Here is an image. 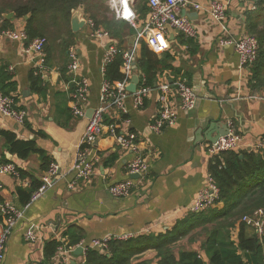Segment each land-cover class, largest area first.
I'll list each match as a JSON object with an SVG mask.
<instances>
[{
  "label": "crops",
  "instance_id": "crops-1",
  "mask_svg": "<svg viewBox=\"0 0 264 264\" xmlns=\"http://www.w3.org/2000/svg\"><path fill=\"white\" fill-rule=\"evenodd\" d=\"M194 1L205 6L210 0ZM220 1L228 2L226 23L231 36L238 38L247 35L245 26L248 15L253 12L252 0ZM104 5L112 15L107 0ZM135 5L137 0L134 9ZM146 9L145 17L136 23L134 37L129 39L131 47L127 51L133 49L134 60L140 47L139 43L134 47L137 30L148 18L147 4ZM181 15L186 16L195 26L196 38L187 39L175 30H168L169 49L164 53L173 57L172 65L179 70V74H159L154 88H151L141 107L133 106L130 99L125 103L128 129L136 134L140 142L147 157L148 170L141 178H131L133 185L130 193L122 198L112 197L108 188L128 178L126 164L132 155L121 151L105 135L95 142L90 151L94 166L91 179L86 183L78 182L74 190L67 188L74 176L71 169L86 126V118L76 119L69 111L74 85L67 72L66 52L45 51L46 71L41 83L45 90L39 94L31 91V82L37 75L34 74L33 62L22 54V45L0 40V67L14 83L10 96L27 113L23 124L0 114V132L13 133L21 141L33 140L50 163H56L60 169L46 193L26 207L28 202H23L24 191L27 193L40 185L47 169L41 168L38 154H32L24 160L10 154L0 137V165L5 159L18 169V177L0 173V201L22 211L21 218L6 242L4 259L0 264H29L32 261L56 264V250L53 256L47 258L45 246L51 241L57 242L59 246L61 239L66 240L71 250L66 255L69 264H82L85 250L90 249L93 240L129 235V239L138 238L136 243L143 247L147 238H157L171 232L176 223L187 217L189 206L206 185L208 167L213 158L206 152V146L223 133V124L228 130V121L232 123L233 131L241 137L237 151L263 154L264 91L250 90V74L239 70L238 58L232 47L217 45L219 29L206 13L188 7ZM83 16L87 17L85 14ZM11 24L14 30L24 28L25 25L24 20H12ZM189 41L192 45H188ZM115 44L117 47V40ZM73 45L79 58L77 76L88 82L87 112L99 105L102 81L100 68L105 48L90 40L87 29L77 33ZM62 71L64 73L61 75ZM161 78L167 79L172 86L176 81L184 80L195 93L197 102L192 111H179L172 126L154 134L150 132L149 125L159 108L160 93L156 85ZM169 100L178 105L174 92ZM104 118L107 124L117 121L119 116L109 109ZM222 206L218 202L213 208L220 209ZM32 226L39 228L36 231L39 240L27 245L24 233ZM67 231L74 233L71 239L78 238L79 243L70 246L69 237L63 235ZM237 233V227L231 230L234 240ZM247 234L256 235L251 227H248ZM201 241L202 237L193 242L185 238V246L187 250L198 252L206 261L200 251ZM81 243L82 247H86L84 251L78 247ZM78 248L82 251L75 254ZM261 250L264 253V243ZM141 261L155 264L156 251L148 249L135 255L132 264Z\"/></svg>",
  "mask_w": 264,
  "mask_h": 264
},
{
  "label": "built area",
  "instance_id": "built-area-1",
  "mask_svg": "<svg viewBox=\"0 0 264 264\" xmlns=\"http://www.w3.org/2000/svg\"><path fill=\"white\" fill-rule=\"evenodd\" d=\"M134 2L135 0H107L115 20L125 22L136 29L137 15L134 10ZM227 3L226 1L210 0L205 6H202L194 0H148V18L142 26V31L135 38L134 47L137 46L139 41H143L152 53L156 55L164 53L169 49V29L175 30L187 39L196 38L195 26L186 16L181 15V12H184L186 8L192 7L196 11L200 10L207 14L209 19L219 29L217 45L219 47H232L238 58L239 70L249 73V67L255 62L257 57L258 44L256 39L249 35H243L238 38L231 36L226 23ZM254 8L252 6V10ZM85 20L86 24L83 29H87L90 40L99 43L105 48L100 68L102 81L99 89V105L92 110L90 118H86L85 107L88 95V82L85 78H78L79 58L77 49L74 45L70 46L66 52L67 72L72 78L74 89L70 97L69 111L76 119L86 118V126L71 169L74 176L68 183L67 188L68 190H74L78 182L86 183L91 179L94 173V166L90 151L95 142L105 135L110 137L121 151L129 152L132 155V158L126 164L128 178L108 188V193L112 197L122 198L130 193L133 185L131 176L137 175L138 178H141L148 170L147 157H145L140 147V142L136 134L128 129L129 120L126 117L125 103L130 99L133 106L141 107L144 100L149 96L151 87L140 85V81L143 80V76L140 73L136 91L133 94L127 92L126 87L131 76L137 73V69H133V65H135L133 49L131 53L128 51L120 52L116 47L115 40L107 31L97 27L90 18L86 17ZM0 40L20 43L22 45V54L33 62L34 74L42 78L46 71L45 46L47 41L44 37H36L29 40L24 28H18L17 30L5 29L0 31ZM119 53L122 58L121 73L123 78L121 81L110 84L104 79V69ZM156 86L160 93L159 108L154 120L149 125V130L154 134H159L163 129L175 123L179 111H192L196 105L197 97L184 80L176 81L174 86H172L167 79L161 78ZM172 92L178 98L177 106L169 100ZM109 109L114 110L118 114L119 119L106 124L104 123V117ZM0 114L18 124H23L27 117L26 111L21 109L11 96L4 95L1 90ZM227 126L226 135L219 137L214 143L206 146V152L211 157L239 149L241 137L233 131L230 121L227 122ZM0 173L18 177V169L12 163L0 165ZM59 173L58 165L51 163L44 172L40 186L31 194L25 206L27 207L29 203L41 198L53 184ZM218 199L219 190L214 180L209 177L206 185L198 193L187 211L191 214L205 212L213 208L218 203ZM21 216V210L7 202L0 201V263L4 259L6 242ZM263 220L264 208L255 211L252 216L244 217L242 222L246 226L253 228L256 235L260 237L264 229ZM38 229V227L32 226L24 233V241L27 245L35 244L39 240L36 235ZM129 238H131L129 235L108 236L100 240L91 241L89 248L105 254L110 242L126 241ZM78 247H81L83 251L86 249V247H82V243L78 244ZM70 251L66 240L61 239L59 246L56 248V264H69L66 255ZM29 264L47 263L32 261Z\"/></svg>",
  "mask_w": 264,
  "mask_h": 264
},
{
  "label": "trees",
  "instance_id": "trees-1",
  "mask_svg": "<svg viewBox=\"0 0 264 264\" xmlns=\"http://www.w3.org/2000/svg\"><path fill=\"white\" fill-rule=\"evenodd\" d=\"M105 1L0 0V31L11 29L12 20H24L27 17L24 20V30L29 40L44 37L47 41L46 52L65 53L73 45L77 35L71 32V11L82 7L87 18L117 40V49L120 52L127 51L131 47L129 39L134 37L136 29L125 22L115 20L105 7ZM143 1L137 0L135 5L137 21H141L147 13L148 0L141 5ZM252 2L255 8L248 15L245 29L247 35L256 39L258 52L255 62L249 67L248 86L252 91H264V0H252ZM10 13L13 14V18L6 20L4 15ZM188 45L192 43L189 41ZM139 46L135 65L143 76L140 85L154 88L159 74L163 72L173 76L179 74V70L172 65L173 57L169 53L156 55L143 41H139ZM121 67L122 58L119 53L106 65L104 79L110 84L121 81L123 78ZM41 83L43 79L35 76L31 82V91L43 94L45 89L41 87ZM0 90L7 96H10V92L14 90V83L2 67H0ZM0 137L4 148L17 158L24 160L32 154H38L42 169H47L51 164L44 152L37 149L33 140L21 141L13 133L6 131H1ZM1 163L8 162L3 159ZM208 172L219 190L218 202L222 203V208H211L199 214L189 213L186 218L176 223L171 232L157 238H147L143 247L140 243H136L137 238L112 241L105 254L94 249H86L82 264H132L135 255L148 249L156 251L155 264H264V253L261 250L264 234L260 238L256 235H248V227L242 222L244 217L252 216L255 211L264 208V152L259 155L243 150L219 154L212 158ZM39 186L31 188L27 193L24 191V203L29 201L31 194ZM236 227L238 233L233 240L231 230ZM194 232L202 237L200 251L205 255L206 261L198 252L178 246V242L185 238L188 242L197 239V237L193 238ZM73 234L68 231L63 234L69 237L70 246L79 243L78 238L71 239ZM57 246L58 243L55 241L45 246L47 258L54 255ZM134 264L150 263L141 261Z\"/></svg>",
  "mask_w": 264,
  "mask_h": 264
},
{
  "label": "water",
  "instance_id": "water-1",
  "mask_svg": "<svg viewBox=\"0 0 264 264\" xmlns=\"http://www.w3.org/2000/svg\"><path fill=\"white\" fill-rule=\"evenodd\" d=\"M83 15H84V9L82 7H78L77 9L71 11L70 28H71L72 33H78L85 27L86 20ZM4 18L6 20H11L13 18V14L10 13V14L4 15ZM26 19L27 17L24 18V20ZM141 31H142V27L138 28L137 32L140 33ZM128 52L131 53L132 50L130 49ZM133 69L134 70L137 69L136 65H133ZM139 74L140 72L137 71V73L131 76L129 83L126 87V90L128 93L133 94L136 91L137 86L139 84ZM91 113H92V110H88L86 112V118H90ZM222 128H223V133L219 137L224 136L227 133L226 125L223 124ZM219 137H217L214 141H212V143H214ZM131 178L137 179L138 177L137 175H135V176H131ZM81 251L82 249L78 248L75 251V254H80Z\"/></svg>",
  "mask_w": 264,
  "mask_h": 264
},
{
  "label": "rangeland",
  "instance_id": "rangeland-1",
  "mask_svg": "<svg viewBox=\"0 0 264 264\" xmlns=\"http://www.w3.org/2000/svg\"><path fill=\"white\" fill-rule=\"evenodd\" d=\"M105 6H106V5H105ZM134 10H135V9H134ZM198 231H199V230H198ZM198 231H197V232H198ZM193 235H194L193 238H194V237H195V238L197 237V239L199 238L198 233L196 234V232H194ZM182 245L185 246V239L182 240V241H180V243L178 244L179 247H181ZM185 248H186V246H185Z\"/></svg>",
  "mask_w": 264,
  "mask_h": 264
}]
</instances>
